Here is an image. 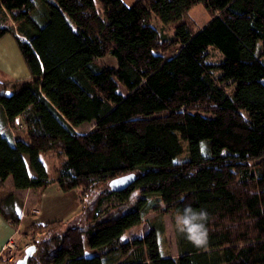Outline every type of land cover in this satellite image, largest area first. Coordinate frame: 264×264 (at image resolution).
I'll use <instances>...</instances> for the list:
<instances>
[{
    "label": "trees",
    "instance_id": "obj_1",
    "mask_svg": "<svg viewBox=\"0 0 264 264\" xmlns=\"http://www.w3.org/2000/svg\"><path fill=\"white\" fill-rule=\"evenodd\" d=\"M98 1L102 13L96 0H0V38L13 35L32 76L0 82V186L9 176L15 190L57 184L81 201L102 190L82 219L33 225L26 264H264V0ZM197 4L210 20L194 30L185 17ZM153 16L175 26L172 57L158 52ZM107 54L116 66L96 62ZM47 151L58 157L52 176L39 157ZM128 173L134 181L111 191ZM110 196L117 203L101 210ZM156 202L206 211V246L177 229L178 255L163 254L161 221L127 238ZM0 213L18 227L13 192Z\"/></svg>",
    "mask_w": 264,
    "mask_h": 264
},
{
    "label": "rangeland",
    "instance_id": "obj_2",
    "mask_svg": "<svg viewBox=\"0 0 264 264\" xmlns=\"http://www.w3.org/2000/svg\"><path fill=\"white\" fill-rule=\"evenodd\" d=\"M134 2V0H124V3L127 5H131ZM97 4V9L99 10L100 13L103 12V9L101 7V4L98 0H96ZM186 20L190 21L193 25V29L197 30L200 27H202L204 24H206L209 20L210 17L203 8L201 4H197L193 6L189 12L187 13ZM151 24L153 27L157 29L159 32L160 38L162 40V46H165L163 49L161 48L158 52L165 58L172 57L176 52L178 51L179 45H174L169 43L170 39L172 38L174 31H175V26L173 24H168V25H162L160 21L156 17L151 18ZM261 43V42H259ZM161 46V47H162ZM259 53L264 56V44L259 46ZM223 55L221 52L214 46H209L207 48V56L206 60L209 64H218L222 60ZM96 62L100 65H107V66H116L117 61L116 58L112 54H107L104 57H101L96 60ZM215 75H218L217 72H214ZM118 84V90L119 92L126 94V88L125 86L117 81ZM95 122H83L79 126L76 127V130L78 132H86L90 130L94 126ZM25 135V134H24ZM182 146H183V152L176 156L175 159L181 160L184 157L187 156V143L182 140L181 141ZM40 159L43 161L45 164L47 173L49 175H54L56 173L57 169V164H58V157L56 154V151H47V152H41L39 154ZM1 191H7V185H4L3 187L0 188ZM102 192L101 189H96L95 193L93 194V197H89L88 199H85L84 201H81V195L80 191L78 189H74L68 192L67 198H66V203L65 204H72L71 206V211L75 208L73 207V204L80 207V210L77 214L67 216V217H58L51 219L49 221H39L36 219L33 223L28 224L27 227L24 229H20L21 231H18L17 236H15L13 239H10L9 241L12 242L11 247H7L1 254L0 256V264H12L14 263L17 259L21 258L24 254V249L33 244V236H32V231L31 228L33 225H44L47 223H52V222H61V227H65L64 225L66 223L72 224L73 222L82 219V214L84 205H89L91 200H96L98 195ZM136 193L133 195V198L131 200H134L136 198ZM70 196V197H69ZM116 196H110L107 199H104L101 205V210L106 209L108 206L112 205V203H117ZM151 201H155V198L150 199ZM156 207L153 209H150L146 215L143 218V221L140 225L134 227L130 231H128V237H133L136 235H141L147 225H152L157 223V221H161L163 224L164 231L160 236V247L161 251L165 255H171V256H177V247H176V239H175V232L178 229L177 223H176V218L179 215L175 210H161L160 208H163V204L156 202L154 204ZM153 205V206H154ZM59 211V212H56ZM54 210L53 213H60V210ZM37 213V208H33V214L35 215ZM52 213V212H51ZM21 216H22V211H21ZM21 222V221H20ZM24 229V230H23ZM48 234H43L40 236V234L35 235V239L40 238V237H46ZM8 241V242H9ZM86 252L87 254H91L92 251L86 247ZM126 257L124 256H119L117 257V262L125 260Z\"/></svg>",
    "mask_w": 264,
    "mask_h": 264
},
{
    "label": "crops",
    "instance_id": "obj_3",
    "mask_svg": "<svg viewBox=\"0 0 264 264\" xmlns=\"http://www.w3.org/2000/svg\"><path fill=\"white\" fill-rule=\"evenodd\" d=\"M122 1L124 2V0ZM31 80L32 76L15 38L12 34L4 35L0 38V82L15 84ZM13 136L14 138H24V134L20 131H13ZM4 185H7V191L4 192L0 189V197L7 192H13L21 203L22 216L18 227H15L5 220L0 213V256L8 241L17 236L18 231H21L20 229H25L28 224L33 223L36 219L41 222L49 221L58 217L75 215L80 210L77 204H73L75 208L71 211L72 204H65L68 192L61 191L57 184H51L42 190L34 188L15 190L9 176L6 178ZM33 208H37L35 215L33 214ZM56 209L61 212L53 213Z\"/></svg>",
    "mask_w": 264,
    "mask_h": 264
},
{
    "label": "clouds",
    "instance_id": "obj_4",
    "mask_svg": "<svg viewBox=\"0 0 264 264\" xmlns=\"http://www.w3.org/2000/svg\"><path fill=\"white\" fill-rule=\"evenodd\" d=\"M207 215L204 210L195 212L191 207H186L184 212L176 218L179 231L185 233L187 238L197 247L207 244L208 233L205 227Z\"/></svg>",
    "mask_w": 264,
    "mask_h": 264
},
{
    "label": "water",
    "instance_id": "obj_5",
    "mask_svg": "<svg viewBox=\"0 0 264 264\" xmlns=\"http://www.w3.org/2000/svg\"><path fill=\"white\" fill-rule=\"evenodd\" d=\"M134 179H135V174L128 173V174L113 178L109 182V187L111 191L119 192V191L126 189L134 181ZM35 248L36 246L34 244L27 246L24 249L23 256L17 259L15 264H26L28 257L33 254V252L35 251Z\"/></svg>",
    "mask_w": 264,
    "mask_h": 264
},
{
    "label": "built area",
    "instance_id": "obj_6",
    "mask_svg": "<svg viewBox=\"0 0 264 264\" xmlns=\"http://www.w3.org/2000/svg\"><path fill=\"white\" fill-rule=\"evenodd\" d=\"M11 246H12V242H11V241H9V242L7 243V245H6L5 249H6L7 247H11Z\"/></svg>",
    "mask_w": 264,
    "mask_h": 264
}]
</instances>
